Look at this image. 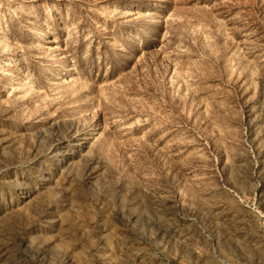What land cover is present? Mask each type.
Instances as JSON below:
<instances>
[{
	"label": "rangeland",
	"instance_id": "obj_1",
	"mask_svg": "<svg viewBox=\"0 0 264 264\" xmlns=\"http://www.w3.org/2000/svg\"><path fill=\"white\" fill-rule=\"evenodd\" d=\"M0 264H264V0H0Z\"/></svg>",
	"mask_w": 264,
	"mask_h": 264
},
{
	"label": "bare ground",
	"instance_id": "obj_2",
	"mask_svg": "<svg viewBox=\"0 0 264 264\" xmlns=\"http://www.w3.org/2000/svg\"><path fill=\"white\" fill-rule=\"evenodd\" d=\"M5 64H7V62H5Z\"/></svg>",
	"mask_w": 264,
	"mask_h": 264
}]
</instances>
